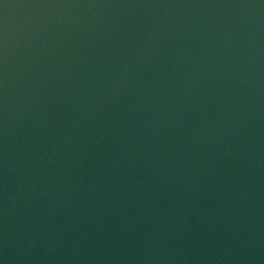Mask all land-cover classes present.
Here are the masks:
<instances>
[{
  "label": "water",
  "instance_id": "obj_1",
  "mask_svg": "<svg viewBox=\"0 0 264 264\" xmlns=\"http://www.w3.org/2000/svg\"><path fill=\"white\" fill-rule=\"evenodd\" d=\"M255 0H0V264H242Z\"/></svg>",
  "mask_w": 264,
  "mask_h": 264
}]
</instances>
